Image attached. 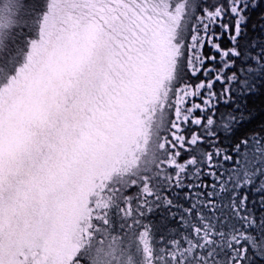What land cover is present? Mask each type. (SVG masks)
Masks as SVG:
<instances>
[{"label": "snow or ice", "instance_id": "snow-or-ice-1", "mask_svg": "<svg viewBox=\"0 0 264 264\" xmlns=\"http://www.w3.org/2000/svg\"><path fill=\"white\" fill-rule=\"evenodd\" d=\"M0 264H264V0H0Z\"/></svg>", "mask_w": 264, "mask_h": 264}]
</instances>
